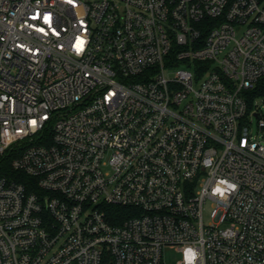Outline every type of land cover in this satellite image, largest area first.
<instances>
[{"label": "built area", "instance_id": "1", "mask_svg": "<svg viewBox=\"0 0 264 264\" xmlns=\"http://www.w3.org/2000/svg\"><path fill=\"white\" fill-rule=\"evenodd\" d=\"M263 78L264 0H0V264H264Z\"/></svg>", "mask_w": 264, "mask_h": 264}, {"label": "trees", "instance_id": "2", "mask_svg": "<svg viewBox=\"0 0 264 264\" xmlns=\"http://www.w3.org/2000/svg\"><path fill=\"white\" fill-rule=\"evenodd\" d=\"M249 94L250 103L258 98L264 97V78L256 84L255 88ZM12 159V155H6L4 158H2V160H0V176L17 180L24 184H29L30 179L28 177L12 169Z\"/></svg>", "mask_w": 264, "mask_h": 264}, {"label": "rangeland", "instance_id": "3", "mask_svg": "<svg viewBox=\"0 0 264 264\" xmlns=\"http://www.w3.org/2000/svg\"><path fill=\"white\" fill-rule=\"evenodd\" d=\"M260 100H261V101H259V103H261L260 107L262 108V114L264 115V101H263L264 98H261ZM253 122H254V125L252 127V130H253V135L255 136V140L264 142V131L261 133L258 131L257 119H253ZM167 257L169 258L170 262H172L178 258V256H176L174 254L173 255L169 254Z\"/></svg>", "mask_w": 264, "mask_h": 264}]
</instances>
